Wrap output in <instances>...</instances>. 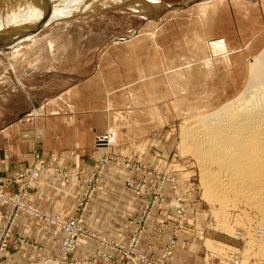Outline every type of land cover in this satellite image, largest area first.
Here are the masks:
<instances>
[{"label": "rangeland", "instance_id": "1", "mask_svg": "<svg viewBox=\"0 0 264 264\" xmlns=\"http://www.w3.org/2000/svg\"><path fill=\"white\" fill-rule=\"evenodd\" d=\"M13 1L27 4L30 18L6 23L14 28L15 40L5 32L8 27H0V137L35 113L30 100L42 97L44 83L61 80L43 82L38 71L44 63L34 61L38 55L66 53L62 69L87 74L106 64L105 53L118 38L132 35L141 44L132 52L136 59L155 66L162 54L163 99L157 100V110L146 111V120L138 115L146 125L131 126L130 134L120 131L114 143L109 133L96 136L84 164L64 165L37 150L29 151V160L8 158L0 193L40 212L31 214L18 200L0 198L1 233L10 236L0 264H237L236 257L239 264H264V235L258 232L264 216L259 219L243 202L220 200L203 180L195 145L182 132L197 114L213 111L243 90L249 61L264 47V0H72L88 11L77 17L55 12L71 13L75 7L67 3L47 5L43 14L47 2ZM229 46L240 51L231 54ZM117 49L116 63L123 65L128 59ZM155 88L159 82L149 85ZM117 114L115 120L124 118ZM128 138L136 142L127 148ZM0 139L1 146L13 143ZM36 165L41 170L30 183ZM41 212L82 219L84 232L78 231L75 249L63 254L62 234L53 232ZM27 249L35 256L25 258L32 254ZM16 252L20 263L13 260Z\"/></svg>", "mask_w": 264, "mask_h": 264}, {"label": "crops", "instance_id": "2", "mask_svg": "<svg viewBox=\"0 0 264 264\" xmlns=\"http://www.w3.org/2000/svg\"><path fill=\"white\" fill-rule=\"evenodd\" d=\"M134 41H137V38L132 35L118 38L105 53L106 64H96V68L87 74L71 75V72L65 71L66 68L62 69L63 66L60 65L66 61V53L41 55V59L38 55L34 61L44 63L41 65L43 70L38 71L43 82L46 81L44 78L48 77H60L61 80L58 84L44 83L42 97H32L30 100V110L34 109L35 113L30 112L20 118L17 124L14 123L3 131V137L0 138L11 140L13 143L0 145V172L7 170L8 162L11 161L8 158L29 160L31 150L39 151L46 158H56L64 165L84 164L89 161L96 136L109 133L114 143L121 133L130 134L131 126L146 125V121L142 122L141 118H138L140 114L146 120V111L157 110L158 99L162 103L163 58L160 54L159 62L155 66L149 65V61L141 59V56L136 59V56L133 57L135 53L132 52L138 45ZM154 46L156 50L159 49V44ZM115 48H119V53L127 57L125 64L120 62L117 65L113 52ZM229 48L234 49L231 54L240 51L238 46ZM160 51L162 53V49ZM172 59L174 61V58ZM31 69L32 67L28 70L29 74ZM158 82L159 89H149V85L156 86ZM40 83H36L38 88H41ZM116 114L124 115L125 119L118 117L115 120ZM132 141L129 138L124 141L127 148L136 142ZM28 235H33V231L30 230ZM30 250L32 254L25 258L35 256L36 251L27 249V252ZM18 253H14L13 260L20 263Z\"/></svg>", "mask_w": 264, "mask_h": 264}, {"label": "bare ground", "instance_id": "3", "mask_svg": "<svg viewBox=\"0 0 264 264\" xmlns=\"http://www.w3.org/2000/svg\"><path fill=\"white\" fill-rule=\"evenodd\" d=\"M6 2L10 3L9 7L5 5ZM13 2V0H0L1 28L8 27L7 22L16 20L17 23L18 20L28 21L30 18L27 4L16 6ZM44 2L47 3L40 11L43 14L47 12V5L52 6L53 3L60 4V7L63 4L66 6L65 3L74 6L75 8L71 7V13L67 10L59 13L55 11L57 14H69L68 17H74L79 12H88L75 1L58 0V3H55L56 1L53 0H39L37 4ZM13 31V27H8L5 32L11 33V39H18L13 37ZM182 132L185 141L195 145L197 161L200 164L199 170L207 186L217 192L222 202H243L254 209L259 219H262L261 215L264 216V47L249 61L248 81L243 90L233 100L223 103L213 111L197 114L194 120L182 126ZM258 232L264 235V228H259ZM236 261L239 264L237 257Z\"/></svg>", "mask_w": 264, "mask_h": 264}, {"label": "built area", "instance_id": "4", "mask_svg": "<svg viewBox=\"0 0 264 264\" xmlns=\"http://www.w3.org/2000/svg\"><path fill=\"white\" fill-rule=\"evenodd\" d=\"M102 141V139L100 140ZM40 165V164H39ZM43 167V166H41ZM39 170H41V168L38 167V165H36L33 169L30 170V176H28V180L30 181V183L32 181H34L39 174ZM0 198L6 201H17L20 203V206L22 208H25L29 213L31 214H38L40 211H38V209L33 208L32 206L28 205L27 207H25V204L20 201V198H17V196L15 197H10V199H7L6 196H4L3 194L0 193ZM13 199V200H12ZM42 217H45L46 219H50L53 227V232L55 231V228L57 230H59V232L62 234L63 236V240L61 242V250L64 253L70 252L73 249L76 248V246L78 245L80 239L77 237V233L78 231L83 230V221L81 218H76V217H69L66 219H63L61 217H58L57 215H49L47 213L41 212ZM85 225V224H84ZM50 228V227H48ZM5 229V227H0V252L2 251V249H4V247L6 246V244H4V241L9 239V234L8 232L5 233H1L2 230ZM139 235V234H136ZM86 237V236H85ZM98 238H100L99 240L102 241L104 244H109V248H114L111 245L112 241H109L108 239H106V237L104 235H100ZM139 237L134 236L133 241L135 243L138 242ZM115 249V248H114ZM139 257H140V261H144V257L142 255H140V253H138ZM235 263H237L236 258L234 259Z\"/></svg>", "mask_w": 264, "mask_h": 264}]
</instances>
